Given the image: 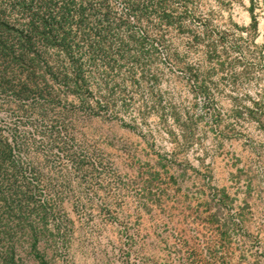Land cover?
<instances>
[{
	"label": "rangeland",
	"instance_id": "obj_1",
	"mask_svg": "<svg viewBox=\"0 0 264 264\" xmlns=\"http://www.w3.org/2000/svg\"><path fill=\"white\" fill-rule=\"evenodd\" d=\"M47 1L65 46L0 54V264H264V0Z\"/></svg>",
	"mask_w": 264,
	"mask_h": 264
},
{
	"label": "trees",
	"instance_id": "obj_2",
	"mask_svg": "<svg viewBox=\"0 0 264 264\" xmlns=\"http://www.w3.org/2000/svg\"><path fill=\"white\" fill-rule=\"evenodd\" d=\"M41 3V12L34 11L31 14L32 18L25 28L13 29L6 20H0V54L10 55L9 59L13 61H34L38 55L34 51V46L40 42L44 46H65L66 35H62V20L65 17V12L59 8L56 15H52L51 5L47 0H16L18 6L27 11L33 10V5ZM254 26V25H253ZM16 40L15 43L12 41ZM15 49H18L17 51ZM18 52V53H17ZM17 53V54H16ZM33 53V57H30ZM0 156L4 154L6 148L1 146ZM8 157L10 151L8 148ZM155 178V177H153ZM221 193V198H223Z\"/></svg>",
	"mask_w": 264,
	"mask_h": 264
},
{
	"label": "crops",
	"instance_id": "obj_3",
	"mask_svg": "<svg viewBox=\"0 0 264 264\" xmlns=\"http://www.w3.org/2000/svg\"><path fill=\"white\" fill-rule=\"evenodd\" d=\"M221 193H223V197H226V196H229L228 195V193H226L225 192V189H221ZM221 197V196H220ZM221 202H223V199H221L220 200ZM248 205H249V203H248ZM246 206V205H245ZM212 216L213 215H210V219H209V221H207L209 224L208 225H213V224H215L216 223V225H215V227L217 228V230H220L221 229V227H222V224L220 223V224H218V221H211V219H212ZM211 222V223H210ZM247 236H250L249 234L247 235ZM224 242V241H223ZM222 242V243H223ZM262 249L260 250V252L262 253V258H264V243L262 244ZM230 254V253H229ZM242 256H244V255H242ZM238 257V256H237Z\"/></svg>",
	"mask_w": 264,
	"mask_h": 264
}]
</instances>
